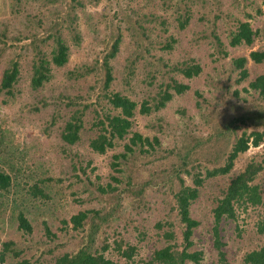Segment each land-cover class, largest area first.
<instances>
[{"label": "rangeland", "instance_id": "obj_1", "mask_svg": "<svg viewBox=\"0 0 264 264\" xmlns=\"http://www.w3.org/2000/svg\"><path fill=\"white\" fill-rule=\"evenodd\" d=\"M39 1L0 0V86L14 61L21 69L13 92L0 94V171L12 179L11 193H4L0 202V264L35 262L39 253L50 248L43 221L51 222L57 231L64 218L91 209L100 211V216L115 209L109 223L97 224L98 218L89 221L84 235L95 230L96 246L110 244L105 256L118 264H148L156 249L169 243L167 231L174 234L171 243L183 249L185 228L173 196L184 186L195 187L198 175L205 180L190 212L200 224L194 228L189 251L204 255L199 263L186 264H244L246 253L264 246V234L258 231L264 218V140L241 154L229 174L206 176L225 164L244 133L264 132V97L250 88L264 74V63L249 59V76L241 81V69L234 64L252 50L264 49V0H171L168 10L162 8L164 0H135L131 7L154 10L168 20L164 26L144 21L149 43L142 47L123 19L132 0L98 4L85 0L73 22L81 35L79 43L65 31L71 48L69 63L53 67L52 79L34 88L36 52L42 50L51 59L54 46L47 40L37 42L35 49L33 34L47 37L45 27L53 24L58 10H64L62 2L42 6L44 0ZM187 16L184 28L181 23ZM240 21H249L259 32L253 47L231 46ZM119 33L121 43L110 60L113 80L107 87L105 60ZM194 65L201 72L187 77L183 70ZM174 82L188 89L178 94L169 88ZM166 89L174 97L164 108L141 113L144 102L154 106ZM115 93L137 103L133 127L125 139L116 140L114 148L99 154L90 143L100 133L96 126L100 117L119 113L109 100ZM77 110L83 111L84 127L80 141L70 145L62 134ZM136 133L148 137L152 147L136 146L135 152H128L126 145ZM252 162L263 164L252 183L259 187L263 203L236 204V218L220 223L225 243L222 258L215 247L214 209L232 180ZM111 185L117 190L111 192ZM38 188L49 196L36 198L33 191ZM20 210L29 212L35 226L32 234L19 228ZM157 223L163 227L158 229ZM8 239L16 242L18 250L31 247L33 251L36 245L37 255L27 250L15 257L16 248L4 253L3 241ZM120 240L123 248L137 247L133 259L117 251Z\"/></svg>", "mask_w": 264, "mask_h": 264}, {"label": "trees", "instance_id": "obj_2", "mask_svg": "<svg viewBox=\"0 0 264 264\" xmlns=\"http://www.w3.org/2000/svg\"><path fill=\"white\" fill-rule=\"evenodd\" d=\"M17 3L21 0H14ZM37 2L39 0H36ZM98 4L100 0H91ZM130 2L126 9V15L124 21L128 23L127 31L131 36L135 38L138 42L137 45L142 47L148 44V34L147 27L144 25V21L158 22L161 26L168 23L167 19H162L157 15L154 10L147 9L141 11L133 6ZM41 2V1H39ZM63 3V9L56 12V16L53 19V24L45 27V35L47 37H41L37 33L33 34V40L31 44L37 49V42L46 43V41H52L51 49L52 57L48 59L45 57L42 50H37L36 55L38 58L34 59L33 63V87L40 88L44 83L49 82L52 79L53 67H65L70 61V46L65 37V31L72 34L73 39L79 43L81 35L78 28L74 25L75 19L78 17L77 10L83 8L87 2L85 0H44L42 6H49L50 4ZM61 3V4H62ZM39 4V3H38ZM143 6V5H139ZM41 8V7H40ZM162 8L168 10L171 8V0H164L162 3ZM261 13V11H259ZM107 17V16H106ZM106 20L105 17L102 18ZM182 22V21H181ZM189 22V16H187L181 23L182 27H186ZM259 32L256 31L249 21H240L236 30L232 33L231 46L237 47L241 45H247L253 47L256 43ZM2 37V35H0ZM121 43V34L119 33L113 43L112 47H109L108 56L105 60V67L107 68L106 86L108 87L112 82V67L110 64L111 58L113 59L119 49V44ZM107 46V44H106ZM167 47H171L167 45ZM252 60L256 64L264 63V49H256L250 52L249 57L244 56L235 60V67L241 69V78L238 81L246 80L249 76L248 69L246 65L248 61ZM104 66V65H103ZM187 77H193L201 72L199 65L189 66L187 69L183 70ZM20 64L14 61L12 65L6 69L4 72L1 86V93H12L13 88L20 78ZM174 87L178 94H182L186 89L187 85L174 82V84L169 85ZM250 88L258 92L264 97V74L258 76L254 81L250 83ZM174 95L170 90L166 89L160 95L157 103L154 106H150L148 103L144 102L142 104L141 113L149 114L153 108L159 110L164 108L169 101L173 99ZM109 100L115 110H119L118 114H105L101 116L96 126L100 129L99 135L91 140V148L99 153L105 154L109 149L116 146V140L125 139L133 127V117L136 114L137 103L132 99L124 96L120 93H115L109 96ZM81 113L83 111L77 110L75 114L67 122L66 127L63 131V140L74 145L80 141V132L84 127V121L82 119ZM156 142L157 139L155 138ZM264 140V132L254 131L251 134L244 133L242 137L237 139L232 151L228 154V158L224 165L215 168L212 171L207 172L208 178L216 177L218 175H227L235 167L236 161L239 156L246 153L250 146L259 147ZM3 144V142H0ZM146 145L152 147L153 142L147 137H143L141 134L136 133L131 139V143L126 145L128 152H135V147L144 148ZM126 155H122L125 157ZM74 169H78L74 166ZM263 170L262 163L252 162L248 164L243 172L237 175L228 187L225 196L219 200L218 206L214 209L215 216V226H214V237H215V247L220 251L222 258H225L222 248L225 243L222 241L220 223L225 219H235L236 204L240 203H251L253 205H259L263 203V198L260 193L259 187L253 185L257 175ZM83 173L87 175L86 170L83 168ZM204 180L200 175L195 176V187L184 186L179 192H176L173 196L177 203L176 210L180 217L181 223H184L183 231V242L181 243L183 249H180V245L174 242V234L171 231L165 232L168 244L160 249H156L154 256L148 261V264H186L188 261H193L199 263L203 259L204 253L202 251L190 252L189 249L194 245L193 236L194 228L199 226V222L191 217L190 207L194 201L199 197L200 189L199 187L203 185ZM12 179L11 177L0 171V202L4 200L1 197L6 194L11 193ZM110 191H116L117 188H113L112 185L109 187ZM34 195L36 198L46 197L49 194L44 189H35ZM175 207V206H174ZM171 207V208H174ZM115 209H111L105 213V215L100 216L101 212L94 209L80 211L77 214L72 215L70 218H64L61 221V227L54 231L51 228V222L43 221L45 228V235L47 237V245L50 248L47 251L39 253L35 262L31 263L30 259H23L18 261L16 264H118L114 260L107 258L105 252L110 248V244L103 243L102 246H96V232L92 230L89 235L85 237L86 225L90 222L96 221L97 224L102 222L109 223L111 217L113 216ZM29 212L26 210H20L18 220L20 222L19 228L27 234H32L35 230L31 219L28 217ZM158 229L163 227L162 223H157ZM258 231L260 234H264V218L258 224ZM87 239V241H85ZM36 247V245H35ZM32 251L28 247H24L20 250L16 248V242L12 239L3 241V252L7 253L13 249L14 256L19 257L26 253L28 250L32 253V256L37 255L35 250ZM117 251L121 252L122 256L126 259H133L136 254V246H129L123 248V243L120 240L116 242ZM39 250V249H38ZM43 251V250H41ZM244 264H264V246L259 249H254L245 254L243 259Z\"/></svg>", "mask_w": 264, "mask_h": 264}]
</instances>
